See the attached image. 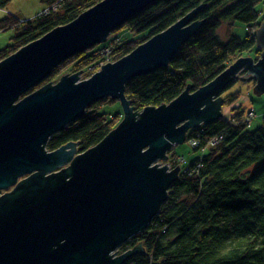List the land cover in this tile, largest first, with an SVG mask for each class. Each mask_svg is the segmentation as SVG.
<instances>
[{
	"label": "water",
	"instance_id": "water-1",
	"mask_svg": "<svg viewBox=\"0 0 264 264\" xmlns=\"http://www.w3.org/2000/svg\"><path fill=\"white\" fill-rule=\"evenodd\" d=\"M156 1L101 0L0 61V190H7L0 196V264H124L144 254L142 244L118 251L149 226L179 179L180 165L160 161L190 130L223 116L230 83L255 81L254 92L264 93L263 21L255 35L259 59L240 57L195 91L189 86L168 104L135 110L126 83L169 65L203 24L196 8L91 77L65 74L26 94ZM106 97L122 102L124 117L102 141L81 153L76 142L47 149L53 134Z\"/></svg>",
	"mask_w": 264,
	"mask_h": 264
},
{
	"label": "trees",
	"instance_id": "trees-1",
	"mask_svg": "<svg viewBox=\"0 0 264 264\" xmlns=\"http://www.w3.org/2000/svg\"><path fill=\"white\" fill-rule=\"evenodd\" d=\"M11 1L0 0V9ZM42 1L48 12L28 20L13 14L0 20L1 29L15 30L11 44L0 49V61L73 21L101 0ZM263 6L264 0H158L114 30L105 42L60 62L26 94L56 83L67 73L91 77L108 58H122L198 8L196 19L203 24L169 65L136 76L125 86V95L135 110L168 104L189 86L195 91L211 82L245 54L260 58L262 50L255 35L264 21ZM224 22L244 23L248 33L245 37L231 34L223 40L218 29ZM239 97L237 92L226 94L224 105ZM114 100L106 97L91 104L82 117L50 137L47 149L76 142L81 153L97 145L123 119V115L114 119L117 114L98 110L99 104ZM249 125L248 115L236 106L229 117L221 116L189 131L187 140L198 138L200 146L193 148L202 154L181 162L179 179L169 187L158 214L144 231L120 246V253L138 244L145 249L144 254H135L124 264H264V115L260 126ZM215 137L218 143L209 145ZM181 156L173 149L169 162L178 166L175 159Z\"/></svg>",
	"mask_w": 264,
	"mask_h": 264
},
{
	"label": "rangeland",
	"instance_id": "rangeland-1",
	"mask_svg": "<svg viewBox=\"0 0 264 264\" xmlns=\"http://www.w3.org/2000/svg\"><path fill=\"white\" fill-rule=\"evenodd\" d=\"M47 7H48L47 4L44 3L42 0H12L5 8L0 9V20L9 16L10 14L16 15L18 18L22 20H28L41 14L45 9H47ZM262 10H263L262 13L264 14V6ZM247 33H248L247 26L244 23H240V22H237L235 25H231L229 22H224L221 24V26L218 29V34L223 40L228 39L231 34L245 37ZM14 35H15L14 28H9V29L0 28V49H3L7 45L11 44ZM120 35L122 34L120 33ZM244 56H252V55L245 54ZM108 62H114V61L108 58L107 60H105L103 64H106ZM60 79L61 77L56 81L59 82ZM84 79H86L85 76L82 75V73H79V80H84ZM254 85H255V81H248L242 83L241 80H236L232 82L222 92V97H224L226 94H230L234 92L240 94L239 99L235 101L233 104L223 105L222 111L224 109V113L227 116H229L231 115L232 109L234 107L241 106V109L244 111L246 117L250 111H253L255 113V116L250 118V120L248 119L250 124L249 126L251 128L260 126L262 124L263 115H264V93L260 95L256 94L254 92ZM98 110L99 112H106L107 114H114V115L117 114V116L114 119H116L117 117L120 118L122 115L124 117V108L122 102L118 99L107 103L99 104ZM175 150L180 154H184L185 156H187V158H192L202 154L201 151L195 150L189 144V141L187 139L185 142L179 143L175 147ZM178 164L182 166L180 162H178ZM119 251H120V247H119ZM119 251L118 253L120 254Z\"/></svg>",
	"mask_w": 264,
	"mask_h": 264
},
{
	"label": "built area",
	"instance_id": "built-area-1",
	"mask_svg": "<svg viewBox=\"0 0 264 264\" xmlns=\"http://www.w3.org/2000/svg\"><path fill=\"white\" fill-rule=\"evenodd\" d=\"M53 8L55 9L56 6L54 5ZM44 11H45V12H48V11H49V8L45 9ZM105 51L108 52L109 49H106ZM254 116H255V113H254L253 111H250V112L248 113V119H249V120H250V118H252V117H254ZM218 140H219L218 137H215V138L211 139L210 142H209V145H216V144L218 143ZM189 144H190L192 147H198V146H200V140H199L198 138H192V139L189 140ZM175 161L181 163V162H184L185 159H184V157L181 156V157H177V158L175 159ZM181 164H182V163H181ZM167 165L169 166L170 169L173 168V165H172V166H171V164H167ZM187 169H188V168H187ZM181 171H182V167H181ZM119 252H120V251H119Z\"/></svg>",
	"mask_w": 264,
	"mask_h": 264
},
{
	"label": "crops",
	"instance_id": "crops-1",
	"mask_svg": "<svg viewBox=\"0 0 264 264\" xmlns=\"http://www.w3.org/2000/svg\"><path fill=\"white\" fill-rule=\"evenodd\" d=\"M223 116H225V117H229V116H227L225 113H224V109H223ZM188 134H189V132L187 133V136H188ZM177 146V145H176ZM175 149V148H174ZM180 154V153H179ZM182 155V157H184V159H185V161L183 162V163H185L186 161H190L193 157V155L191 156L192 158H187V156H185L184 154H181ZM176 158V157H175ZM182 167V166H181Z\"/></svg>",
	"mask_w": 264,
	"mask_h": 264
},
{
	"label": "bare ground",
	"instance_id": "bare-ground-1",
	"mask_svg": "<svg viewBox=\"0 0 264 264\" xmlns=\"http://www.w3.org/2000/svg\"><path fill=\"white\" fill-rule=\"evenodd\" d=\"M170 160V159H169ZM169 160L168 161H160V163H161V165H165V164H171V166H172V163L171 162H169ZM176 167V166H175ZM174 166H173V168H175ZM172 168V169H173Z\"/></svg>",
	"mask_w": 264,
	"mask_h": 264
},
{
	"label": "flooded vegetation",
	"instance_id": "flooded-vegetation-1",
	"mask_svg": "<svg viewBox=\"0 0 264 264\" xmlns=\"http://www.w3.org/2000/svg\"><path fill=\"white\" fill-rule=\"evenodd\" d=\"M20 179H22V178H20ZM12 189V187L9 189V190H11ZM5 192H7V190H0V196L2 195V194H4Z\"/></svg>",
	"mask_w": 264,
	"mask_h": 264
}]
</instances>
